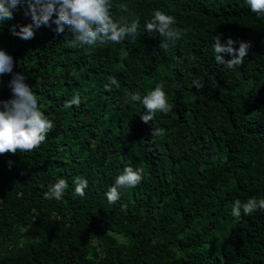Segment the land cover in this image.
Masks as SVG:
<instances>
[{
  "label": "trees",
  "instance_id": "trees-1",
  "mask_svg": "<svg viewBox=\"0 0 264 264\" xmlns=\"http://www.w3.org/2000/svg\"><path fill=\"white\" fill-rule=\"evenodd\" d=\"M111 3L114 21H139L135 40L73 48L72 33L54 24L22 40L12 28L31 23L27 5L0 22V50L13 58L0 101L23 73L54 125L32 152L0 155V264H264V211L231 214L236 199H264V17L245 0ZM156 10L175 17L181 34L167 50L145 31ZM219 35L236 49L250 43L242 65L216 63ZM109 77L119 87L106 91ZM161 82L172 111L145 124L129 94ZM77 93L80 105L65 108ZM157 127L164 136L151 135ZM129 166L143 169L141 182L109 203L106 192ZM61 178L62 199H45ZM77 178L87 180L83 197ZM28 228L34 237L22 241Z\"/></svg>",
  "mask_w": 264,
  "mask_h": 264
},
{
  "label": "clouds",
  "instance_id": "clouds-1",
  "mask_svg": "<svg viewBox=\"0 0 264 264\" xmlns=\"http://www.w3.org/2000/svg\"><path fill=\"white\" fill-rule=\"evenodd\" d=\"M245 3L257 18L264 17V0H245ZM21 5H27L25 15L30 16L31 23L19 26V31L16 30L17 26H13L12 33L22 40L33 39L34 29H39L41 26L51 27L54 24L53 31L57 34L64 33L66 27L72 33L71 47L94 50L98 45L119 44L127 37L135 40L139 33L138 20H133L131 23L114 21L111 15V0H0V22L12 19L14 10ZM119 7L123 11H128L126 4H121ZM175 25V17L156 10L144 27L147 33L157 34L161 39L160 47L167 50L170 44H175L181 38ZM235 43L236 41L228 38L226 43L222 44L220 35L216 37L213 41V54L218 65L234 69L243 64L250 43L241 41L238 49L233 47ZM222 53L232 58L225 60ZM12 73L13 58L0 50V75ZM25 79L23 73L13 74L9 82L12 98L0 101V155L32 152L53 130V121L39 110L37 98L25 83ZM108 79L109 84L104 86L106 91H110L112 85L119 87L115 77ZM192 86L200 90L204 84L199 79H194ZM128 99L131 102L142 103L147 114H141L140 118L145 124L153 121L158 112L168 114L172 111L163 82L143 96L139 91L131 93ZM80 103L81 97L77 93L65 102L64 107L71 108L73 105L78 107ZM151 135L164 136L165 129L152 128ZM9 164L11 165V161ZM142 178L143 169L134 170L131 166L124 168L116 177L114 185L106 192L107 201L114 204L120 198V189L134 188ZM67 188L68 183L61 178L48 186L44 198L60 200ZM86 188L87 180L77 178L75 194L83 197ZM257 209L264 211V199L252 197L244 202L236 199L231 214L239 218L241 210L244 215H250Z\"/></svg>",
  "mask_w": 264,
  "mask_h": 264
},
{
  "label": "rangeland",
  "instance_id": "rangeland-1",
  "mask_svg": "<svg viewBox=\"0 0 264 264\" xmlns=\"http://www.w3.org/2000/svg\"><path fill=\"white\" fill-rule=\"evenodd\" d=\"M34 237V230L32 228H28L23 231L22 235V241H25L27 239H31Z\"/></svg>",
  "mask_w": 264,
  "mask_h": 264
}]
</instances>
